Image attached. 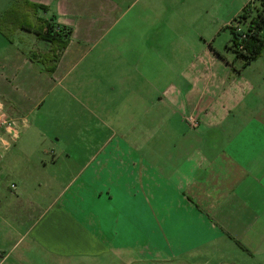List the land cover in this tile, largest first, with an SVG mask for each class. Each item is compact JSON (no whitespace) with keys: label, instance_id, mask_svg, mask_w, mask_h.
<instances>
[{"label":"crops","instance_id":"0c3cea01","mask_svg":"<svg viewBox=\"0 0 264 264\" xmlns=\"http://www.w3.org/2000/svg\"><path fill=\"white\" fill-rule=\"evenodd\" d=\"M28 1L45 6L37 16L69 28L72 36L52 74L40 61L30 60L33 52L49 53L50 45L27 31L16 33L29 35L18 39L28 46L21 44L0 59V101L19 123L14 150L34 127L44 137L38 127L49 119L57 127L73 126L74 114L43 108L51 95L60 103L58 88L73 97L66 88L79 82L73 76L75 55L96 47L100 56L112 47L118 52L116 43L100 47L110 34L120 38L112 32L126 17L122 8L153 2ZM225 1L234 6L223 26L227 29L250 0ZM16 44L9 41L4 49ZM36 44L35 53L31 46ZM145 48L147 54L155 53L147 40ZM129 51L139 54L135 46ZM212 52L210 48L217 61L210 72L200 76L198 67L194 81L177 80L179 92L166 96L172 106L162 113L153 105L151 79L144 81L150 92L142 94L133 86L135 80L125 84L131 97L123 100L134 109L89 111L87 118L98 123L92 135L83 134V141L97 145L104 160L59 162L61 156L71 161L74 139L53 129L51 139L61 155L52 151L50 162H23L17 183L9 187L13 196L4 191L7 163L0 162V198L5 202L0 207V264H264V51L245 68L232 53L229 60ZM101 60L99 71L122 68ZM178 68L182 70L180 64L166 65L170 71ZM123 81L109 74L98 82V103L114 102L106 86L115 95L126 92L118 88L125 86ZM124 116L129 128H124ZM190 117L196 118V127L189 124ZM141 144L148 162L132 158ZM3 151L0 144V159ZM156 152H163L161 161Z\"/></svg>","mask_w":264,"mask_h":264},{"label":"rangeland","instance_id":"374dc122","mask_svg":"<svg viewBox=\"0 0 264 264\" xmlns=\"http://www.w3.org/2000/svg\"><path fill=\"white\" fill-rule=\"evenodd\" d=\"M22 0H0V22L5 17L14 18V13L9 14L7 11L16 3ZM146 0H143V2ZM153 6L143 7L141 4L133 6V8L124 7L123 13L126 11V17L117 24L114 32L117 33L120 38L114 39V35H109L108 38L102 43V47L114 46L113 43L119 47L118 52L114 47L105 52V55L100 56L99 47H96L93 52H85L83 54L75 55V62H78L75 71H73L74 78L79 81L69 85L66 88L73 97H68V94L63 89L58 88L56 91L57 95H60V103H55L54 95L48 97L46 107L43 110L47 113L59 112L62 114H74L75 119L71 123L69 129L65 125H59L58 127L51 123V120L46 121L43 126L38 128L45 133L44 137H40V133L34 129L30 131L25 137L26 142L21 141V145L17 144V151L11 147L10 152H1L2 157L0 162L7 163V173L4 182V191L7 195L13 196V192L9 189L12 183H17V176L19 171L23 168V162H50V156L56 152L59 157L62 150L56 148L52 141L51 133L53 129L59 128V130L67 134L74 139L70 143L71 150L70 154L71 161H66L65 156H61L59 162H99L101 159L104 160V156H100L101 151L97 150V145H93V142L83 141L84 137L90 136L94 133V126L98 123L96 118L88 119L87 115L90 112L98 114L99 107L103 108L106 106V111L123 112L134 109V104L126 102L125 96L129 99L131 93L128 85L129 79L135 80L133 85L138 88L139 94L146 92L151 88L146 86L147 79L153 80V96L156 102L153 104L156 110H161L162 113L167 108L171 107L172 104L168 102L166 96L170 94L178 93L179 87L177 80L187 79V81L195 80L194 78L199 75L197 68L201 67L205 76L209 73L212 64L217 60V55H211L209 53L210 48L213 52H217L222 55L220 59H231L232 55L227 52L225 46L230 42L231 35L230 31L224 29L225 21L229 17V13L232 11L234 6H230L228 1L225 0H152ZM127 9V10H126ZM139 14V19L135 20L136 15ZM145 19V20H144ZM24 34V35H21ZM23 32L14 33L10 39L4 36L0 31V59L7 54L9 51L22 48L27 45L25 41H19L20 37L26 38L28 34ZM29 36V35H28ZM32 36V35H30ZM29 38V37H28ZM8 40V41H7ZM16 41V46L7 47L9 41ZM147 43L154 45V54H147L146 48L143 46ZM22 44V45H21ZM28 46V45H27ZM132 46L138 47L139 54H130L129 49ZM162 46H165V52L160 54ZM35 47V48H33ZM31 46V49L38 51L37 44ZM212 52V54H213ZM34 53V52H33ZM210 54V55H209ZM214 56V59L213 57ZM102 59V63L116 62L122 64V68L117 71H99L100 66L99 59ZM221 61V60H220ZM232 62V61H230ZM167 63L171 65L180 64L182 70L170 71L166 69ZM109 74H116L119 78H123L124 87H118L119 90H126L115 95L113 93L114 88L106 86L108 98L114 96L112 101L106 102L105 104L98 103V82L107 78ZM128 91V94H127ZM89 94L90 98L87 100L84 98V94ZM162 98L164 103H158ZM164 108H162V106ZM159 106V108H157ZM140 115L143 110L138 108ZM70 116V115H69ZM73 116V115H72ZM124 128H129L130 124L128 119L124 116L123 118ZM54 126V127H53ZM86 127H89L91 132H86ZM98 127V125H97ZM106 131V130H105ZM97 133V132H96ZM98 136V133L96 134ZM100 135H103L101 130ZM40 139H42L40 141ZM144 138L140 137V140ZM54 140V139H53ZM40 142V143H39ZM24 144V145H23ZM142 145L141 150L138 153L134 152L133 157H140L147 159L143 156L146 155V145ZM144 149V150H142ZM54 151V152H52ZM113 152L110 149L107 150L106 154L109 156ZM130 151L126 152V154ZM105 154V153H104ZM115 154V153H114ZM163 152H156L155 158L159 161L162 159ZM16 181V182H15ZM5 202L0 198V207H4ZM6 242V241H5ZM9 242V241H7Z\"/></svg>","mask_w":264,"mask_h":264},{"label":"trees","instance_id":"16d2710c","mask_svg":"<svg viewBox=\"0 0 264 264\" xmlns=\"http://www.w3.org/2000/svg\"><path fill=\"white\" fill-rule=\"evenodd\" d=\"M39 10L46 11L47 8L28 0L16 2L7 11L14 13L15 17H5L0 22V31L8 39L18 30L27 31L47 42L51 47L50 52L41 55L32 53L30 60L40 61L45 66V72L52 74L55 63L69 45L72 32L67 27L37 16ZM227 29L231 39L226 51L233 54L234 62H241L242 68H245L264 51V0H250ZM218 55L222 58V55Z\"/></svg>","mask_w":264,"mask_h":264},{"label":"built area","instance_id":"2783aa9c","mask_svg":"<svg viewBox=\"0 0 264 264\" xmlns=\"http://www.w3.org/2000/svg\"><path fill=\"white\" fill-rule=\"evenodd\" d=\"M192 127L198 125L196 118L190 117L188 119ZM19 123L18 120L12 118L4 108L0 101V144L1 148L6 151L10 149L19 138ZM14 188V186H12Z\"/></svg>","mask_w":264,"mask_h":264}]
</instances>
